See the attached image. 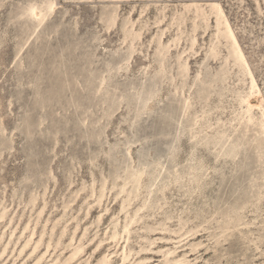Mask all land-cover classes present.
Instances as JSON below:
<instances>
[{
	"label": "rangeland",
	"instance_id": "obj_1",
	"mask_svg": "<svg viewBox=\"0 0 264 264\" xmlns=\"http://www.w3.org/2000/svg\"><path fill=\"white\" fill-rule=\"evenodd\" d=\"M34 1L0 0V264H264V117L216 18L174 19L211 0H56L40 26ZM217 1L264 107V0Z\"/></svg>",
	"mask_w": 264,
	"mask_h": 264
},
{
	"label": "bare ground",
	"instance_id": "obj_2",
	"mask_svg": "<svg viewBox=\"0 0 264 264\" xmlns=\"http://www.w3.org/2000/svg\"><path fill=\"white\" fill-rule=\"evenodd\" d=\"M56 5H57L56 0L34 1L30 4H28L27 6H25L22 9L21 14L26 15V16L34 19L37 22V26H40L48 18V16L51 15V13L55 10ZM208 5H209V10H205L204 4H202V3H184L182 5L183 10L180 12L179 16L174 17V19H176L178 21V23H183L185 21L187 13L192 11L194 14L193 32L195 33L197 31L198 27L201 26L200 20H204L205 26H206V28H208L210 25V17L214 16L216 18V34L214 35L215 40L212 42V45H211V57H213L215 59L219 58V56L221 55V49L219 47H220V44L222 43V39H224L226 42V46L228 48V54L225 56V63L230 66V64L232 62L233 65L237 66L240 71L241 70L244 71V76H247L250 79L249 87H248L249 90L246 91V93L241 97L242 103L246 106L245 112H247V114L249 116V120H253V115H254L253 113L257 109L261 110L262 116L264 117V107L262 105L263 100L260 101L258 99V97L260 98L261 96H258V94H260V90H259V87L257 84V80H256L252 70L250 69L247 57H246L244 50H243V48L239 42V39L235 33L233 26H232V24H231V22L227 16V14L225 13L223 6L217 0H211V2ZM116 20H117V14L114 12L111 13L109 16L110 24H114L116 22ZM128 21L129 22L131 21L130 18H128ZM163 34H164V31H162L158 42H159V44H162L166 49L169 50L172 46V43H166L165 44L164 41L162 40ZM128 36L133 37V38L138 37V33H135L134 30H130ZM180 39H181V37H176L174 39V42L176 43ZM196 41H197L196 35L192 34L190 37L191 48L194 47ZM131 48L133 49V45L131 46ZM180 57L182 58V55ZM183 69H184L185 73L189 70V63H188V60H186V59L183 63ZM245 81H246V79H245ZM105 82H106V79L103 77L101 80L102 86L105 84ZM263 123H264V119H263ZM142 174H141V176H142ZM3 216H4V213L1 214L0 218H2ZM100 218H102V217H100ZM136 221H137L136 218H133L131 220V223H135ZM124 228L126 231L128 228L127 224L125 225ZM119 234L120 233L117 229V226H115L113 238H116ZM60 241H62V240H60ZM30 242H31V239H29L26 242L25 247ZM102 243H104L103 240H100V242L97 245V248L100 247L102 245ZM69 246L71 247V243L69 244ZM175 247H176V245H175ZM37 248H38V244L35 246L33 252H35L37 250ZM83 250H84L83 245L74 246L72 252L66 257V259L63 262H61L59 264H71L72 261ZM160 252L163 253V256L166 259H170L171 256L175 254L176 248H175V250L168 248L165 251L160 249ZM112 257L113 256L110 253L104 254L102 257H100L97 264H111ZM42 258H43V255L38 258V262L41 261ZM125 259H126V257L123 258V260H125ZM138 264H146V263L143 260Z\"/></svg>",
	"mask_w": 264,
	"mask_h": 264
}]
</instances>
